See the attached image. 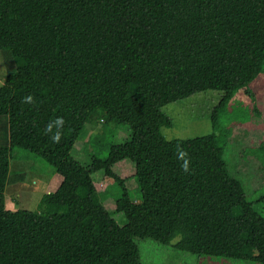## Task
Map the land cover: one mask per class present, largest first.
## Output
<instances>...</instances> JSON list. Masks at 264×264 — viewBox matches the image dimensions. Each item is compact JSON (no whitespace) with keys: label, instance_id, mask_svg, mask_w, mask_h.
<instances>
[{"label":"trees","instance_id":"16d2710c","mask_svg":"<svg viewBox=\"0 0 264 264\" xmlns=\"http://www.w3.org/2000/svg\"><path fill=\"white\" fill-rule=\"evenodd\" d=\"M0 52L15 69L0 87V264H141L138 239L264 264V218L215 135L161 134L175 126L171 106L208 91L221 95L215 127L218 109L257 79L264 0H0ZM99 121L132 137L85 165L74 147ZM13 147L61 178L35 212L6 209ZM120 163L133 166L130 177ZM131 177L140 201L124 190L107 212L96 184Z\"/></svg>","mask_w":264,"mask_h":264},{"label":"rangeland","instance_id":"374dc122","mask_svg":"<svg viewBox=\"0 0 264 264\" xmlns=\"http://www.w3.org/2000/svg\"><path fill=\"white\" fill-rule=\"evenodd\" d=\"M10 63L8 52H0V87L8 73L15 70L8 69ZM220 100V94L208 91L183 103L174 104L170 114L175 126L162 128L161 134L167 141L214 134L229 175L242 184L247 200L264 218V64L253 83L236 90L231 100L218 109L214 127L209 117ZM94 124L84 126L74 147L76 158L85 162V165L90 163L89 157L106 159L112 145L126 143L132 137L128 126L100 121ZM117 172L121 178H127L133 174L134 169L129 163H120ZM59 178L55 169L43 158L17 147L11 148L9 180L5 190L6 209L37 211L42 197L56 191ZM95 189L109 213H114L116 202L123 197L124 190L132 202H139L141 197L138 180L134 177L124 182L123 187L107 178L103 182L99 181ZM114 218L119 223L122 216L119 214ZM135 242L139 248L141 264H260L254 259L238 260L182 253L150 239H138Z\"/></svg>","mask_w":264,"mask_h":264},{"label":"clouds","instance_id":"9594fccd","mask_svg":"<svg viewBox=\"0 0 264 264\" xmlns=\"http://www.w3.org/2000/svg\"><path fill=\"white\" fill-rule=\"evenodd\" d=\"M56 124H57V126L62 125L63 121L62 120H57ZM49 130H51V125L49 126ZM54 139L58 140L59 139V134H57V136H55ZM181 155L183 156V153H181ZM184 167H185V170H187V161L185 162Z\"/></svg>","mask_w":264,"mask_h":264},{"label":"crops","instance_id":"0c3cea01","mask_svg":"<svg viewBox=\"0 0 264 264\" xmlns=\"http://www.w3.org/2000/svg\"><path fill=\"white\" fill-rule=\"evenodd\" d=\"M60 179V181H61V178H59ZM59 179H58V181H59ZM59 186V185H58ZM58 188V187H57Z\"/></svg>","mask_w":264,"mask_h":264}]
</instances>
